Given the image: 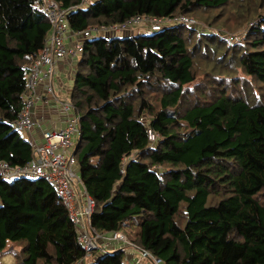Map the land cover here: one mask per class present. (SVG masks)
<instances>
[{
	"label": "trees",
	"instance_id": "trees-1",
	"mask_svg": "<svg viewBox=\"0 0 264 264\" xmlns=\"http://www.w3.org/2000/svg\"><path fill=\"white\" fill-rule=\"evenodd\" d=\"M57 1L70 8L75 31L232 2ZM241 21L254 22L238 63L264 83V0ZM50 31L41 0H0V161L11 166L33 158L34 145L13 123ZM194 32L175 22L85 40L71 101L80 116L78 169L96 203L91 224L106 234L136 221L128 240L164 264H264V102L223 90L189 104ZM204 34L202 53L216 52ZM11 246L18 264H127L123 248L89 263L67 208L42 178L0 176V256Z\"/></svg>",
	"mask_w": 264,
	"mask_h": 264
},
{
	"label": "built area",
	"instance_id": "built-area-1",
	"mask_svg": "<svg viewBox=\"0 0 264 264\" xmlns=\"http://www.w3.org/2000/svg\"><path fill=\"white\" fill-rule=\"evenodd\" d=\"M41 9L49 19L51 31L44 47L31 66L25 93V105L18 119L13 123L16 129L28 132L34 130L37 125L32 109L35 102L39 101L35 100L38 96V85L47 82V94L54 95L53 76L57 62L80 56L87 38L95 35H116L119 31L124 33L143 26L151 31H159L164 24L175 22L189 26L197 25L196 20L184 15L161 19L151 16H134L124 23L93 26L75 31L68 19L70 8H64L57 0H41ZM70 36H75L79 40L69 45L67 40ZM62 108L65 113L71 115L67 126L44 132L41 143L34 145L33 158L28 164L11 166L5 161H0V176L6 179L20 177L45 179L55 189L57 196L67 208L75 224L78 240L89 255L95 249H105L103 240L128 242V238L121 232L99 234L92 227L91 216L96 203L87 193L76 158L81 129L80 116L76 114L75 105L71 100L63 102ZM131 245L155 264H164L162 259L155 257L149 251L140 249L134 243Z\"/></svg>",
	"mask_w": 264,
	"mask_h": 264
},
{
	"label": "rangeland",
	"instance_id": "rangeland-1",
	"mask_svg": "<svg viewBox=\"0 0 264 264\" xmlns=\"http://www.w3.org/2000/svg\"><path fill=\"white\" fill-rule=\"evenodd\" d=\"M87 1L88 3H85L86 5L95 0ZM258 2L259 0H232L231 4H228L226 7L205 9L198 11L196 14L184 15L196 20L197 25L187 26L194 29L199 40L197 47L195 42L198 41L197 36L194 34L192 35V39L194 40L192 45L194 47L196 46L194 58L198 66L196 80L189 85L187 90L188 96H186V98L189 104H193L201 98H209L212 94L223 90H228L234 95L244 96L249 99L247 101L251 104L264 102V83L245 74L238 63L239 56L241 55V48L247 46L252 38L250 29L254 22L252 21L249 24L243 23L241 18H244L250 10H254L255 7H258ZM143 28H146V26H143ZM132 31L133 29L124 33L119 31L116 35L130 34ZM148 32L152 31L148 30ZM200 34H204L205 36L210 35L208 38L212 40L211 43L217 48L216 52L212 49H208L206 53H202L201 49L206 42ZM106 36L112 35L106 34ZM207 48H209V46H207ZM81 59L82 56L73 59L76 64V71L78 67H80L79 62ZM65 60V63L68 65L71 63L68 61L69 59ZM68 71L67 69L60 70L59 76H62L65 83H67L66 85L69 86V89H72L74 86V78L69 79ZM56 83L55 86L57 85ZM66 97H69L68 93ZM70 100H72V96ZM20 132L23 136H28V131L20 130ZM151 138H154L152 134ZM260 199L264 202V193L260 195ZM180 221L183 222L184 219L181 218ZM137 230V228H133V239H135ZM130 244H132V242H130ZM15 249L19 250V248L11 246L8 254L0 256V264H18V257L14 255ZM100 253V248L95 249L87 255L86 259L90 260V263ZM148 260L151 262V259ZM85 262L86 261H84V263ZM85 264H88V262Z\"/></svg>",
	"mask_w": 264,
	"mask_h": 264
},
{
	"label": "crops",
	"instance_id": "crops-1",
	"mask_svg": "<svg viewBox=\"0 0 264 264\" xmlns=\"http://www.w3.org/2000/svg\"><path fill=\"white\" fill-rule=\"evenodd\" d=\"M84 3H88L87 0H84ZM86 6V5H85ZM135 30V29H133ZM143 30H146V28H143ZM79 39L75 38V36H70L67 40V43L69 45L75 44ZM69 59V60H68ZM67 60L71 62L69 65L66 62V60H60L57 62L56 68H55V74L53 76V86L55 89V94H47L46 87L47 82H43L38 85L37 87V97L34 104V107L32 109L34 118L37 122V125L34 130L28 132V136L26 137L29 141L32 142L33 145L41 143L43 133L49 130H57L61 129L67 126L69 119L71 115H68L64 112L62 108L63 102H67L71 98V93L73 91L72 89H69V86H67L65 81L63 80L62 76H59L60 70L67 69L68 71V77L74 78L76 75V64L74 63V58H68ZM57 83H56V82ZM55 83L57 84L55 86ZM69 94V97L67 98L66 95ZM45 100V101H44ZM129 224V225H128ZM123 230L122 234L130 235L132 234L133 228H137L136 221L128 223ZM110 234V233H106ZM103 248L105 250H115L118 248L125 249L124 253V260L127 264H155L154 262H149L146 257L142 255V253L137 249L134 248L130 241L128 242H122V241H111V240H103Z\"/></svg>",
	"mask_w": 264,
	"mask_h": 264
},
{
	"label": "clouds",
	"instance_id": "clouds-1",
	"mask_svg": "<svg viewBox=\"0 0 264 264\" xmlns=\"http://www.w3.org/2000/svg\"><path fill=\"white\" fill-rule=\"evenodd\" d=\"M140 28H142V29H143V27H140ZM134 29H137V28H134ZM146 30H148V29H147V27H146Z\"/></svg>",
	"mask_w": 264,
	"mask_h": 264
}]
</instances>
